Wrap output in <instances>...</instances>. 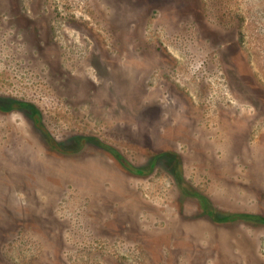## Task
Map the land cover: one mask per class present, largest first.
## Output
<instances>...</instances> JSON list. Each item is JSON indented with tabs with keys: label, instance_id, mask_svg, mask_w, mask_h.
I'll use <instances>...</instances> for the list:
<instances>
[{
	"label": "rangeland",
	"instance_id": "1",
	"mask_svg": "<svg viewBox=\"0 0 264 264\" xmlns=\"http://www.w3.org/2000/svg\"><path fill=\"white\" fill-rule=\"evenodd\" d=\"M0 264H264V0H0Z\"/></svg>",
	"mask_w": 264,
	"mask_h": 264
}]
</instances>
